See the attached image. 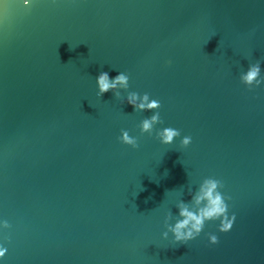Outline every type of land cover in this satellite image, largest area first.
Returning a JSON list of instances; mask_svg holds the SVG:
<instances>
[{
  "label": "water",
  "instance_id": "water-1",
  "mask_svg": "<svg viewBox=\"0 0 264 264\" xmlns=\"http://www.w3.org/2000/svg\"><path fill=\"white\" fill-rule=\"evenodd\" d=\"M6 2L3 264H264V88L238 78L255 60L264 75V0ZM100 71L128 74L130 91L160 101L155 127L180 137L141 135L151 113L98 97ZM121 129L137 148L119 142ZM206 177L231 197V229L209 221L193 240H162L165 211L175 216Z\"/></svg>",
  "mask_w": 264,
  "mask_h": 264
},
{
  "label": "clouds",
  "instance_id": "clouds-1",
  "mask_svg": "<svg viewBox=\"0 0 264 264\" xmlns=\"http://www.w3.org/2000/svg\"><path fill=\"white\" fill-rule=\"evenodd\" d=\"M23 8L27 9L35 0H16ZM56 3V0H51ZM7 8L6 0H0V24L6 18L5 10ZM239 81L249 91L255 88H264V75H262L261 60L250 62L246 69L239 73ZM96 95L103 96L106 92L112 94L121 100V103L130 105L133 112H150L151 115L142 118L137 127L141 135H153L155 129V138L160 144H172L174 138L180 137V131L172 127L156 128L158 124H163L159 111L160 101L151 98L147 92L137 93L129 90V76L125 72L119 71L113 77H109L108 72L100 71L95 77ZM121 90L125 95L121 99ZM120 143L128 145L135 149L138 147L137 138L130 136L126 129H121L117 138ZM191 142L190 136H183L179 140L181 147H187ZM223 184L220 180L213 177L202 179L195 192H191L190 202L183 200L175 204L176 214L172 215L170 210L165 211L163 216V228L161 239L168 240L171 234L173 244L185 243L198 237L202 232L205 223L209 221H218L217 230L227 232L231 229L235 220V215H229L228 203L230 196L222 193ZM11 224L7 219L0 215V264H3V257L7 252L4 246L9 241L7 230ZM209 244H216L218 238L214 233H206Z\"/></svg>",
  "mask_w": 264,
  "mask_h": 264
}]
</instances>
